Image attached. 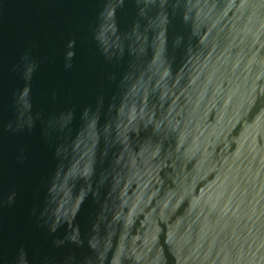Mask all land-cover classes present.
Instances as JSON below:
<instances>
[{
    "label": "water",
    "instance_id": "95a60500",
    "mask_svg": "<svg viewBox=\"0 0 264 264\" xmlns=\"http://www.w3.org/2000/svg\"><path fill=\"white\" fill-rule=\"evenodd\" d=\"M0 264H264V0H0Z\"/></svg>",
    "mask_w": 264,
    "mask_h": 264
}]
</instances>
